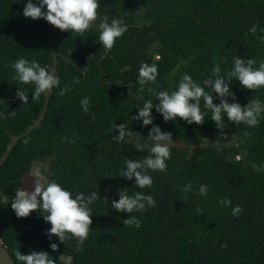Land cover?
Here are the masks:
<instances>
[{"label":"trees","instance_id":"1","mask_svg":"<svg viewBox=\"0 0 264 264\" xmlns=\"http://www.w3.org/2000/svg\"><path fill=\"white\" fill-rule=\"evenodd\" d=\"M101 2L100 10L128 26L107 54L97 39L99 18L81 36L43 18H25L17 0H0V111L16 112L15 117L0 119V159L12 137L37 120L46 99L42 95L32 101L28 93L29 104L23 105L16 96L18 86L29 92L33 86L13 80L10 62L23 55L52 66L54 52L62 53L57 65L61 84L53 90L41 126L20 139L0 167V241L14 261L13 249L20 247L25 254L47 250L57 264H264V171L251 167L252 162L264 163V120L253 128L229 122L222 136L210 119L203 124H187L181 118L165 122L153 110V122L183 146H170L167 170L151 172L150 188L139 189L133 181L117 177L125 159H143L151 147L146 137L151 125L141 127L131 118L136 96L142 101L153 98L151 89L174 87L183 72L203 82L214 60L227 68L236 55L264 59V0ZM253 24L256 33L249 31ZM141 62L159 66L157 81L143 93L136 81ZM74 76L80 77L75 86ZM232 82L242 105L252 96L264 99V89L253 92L241 88L238 80ZM84 96L91 97L88 113L80 107ZM114 122L126 123L133 136L114 141ZM133 143L143 144L145 150L135 149ZM44 160L49 161L43 172L49 179L100 195L82 250H77L75 238L63 244L53 236L58 243L53 251V241L45 235L50 224L40 210L17 217L11 208L15 189L24 186L34 162ZM188 182L193 190L185 194L182 188ZM201 184L210 186L206 197L198 194ZM118 187L150 193L156 204L131 214L111 209L112 200L119 198ZM225 197L230 205L218 203ZM236 205L242 211L233 215ZM128 215L138 216L141 227L125 225Z\"/></svg>","mask_w":264,"mask_h":264},{"label":"clouds","instance_id":"2","mask_svg":"<svg viewBox=\"0 0 264 264\" xmlns=\"http://www.w3.org/2000/svg\"><path fill=\"white\" fill-rule=\"evenodd\" d=\"M17 2L23 5L22 14L25 18L32 20L43 18L61 31L67 30L81 36L92 28L99 18L96 24L97 39L106 54L110 53L117 39L122 37L128 28L122 18L110 17L100 10L101 0H17ZM257 27L253 24L249 31L256 33ZM261 32L264 33V29ZM260 38L264 40V34ZM10 67L14 70L13 80L20 84L33 86L31 92L26 88L19 86L17 88L16 96L24 106L29 104L28 93H31L32 101L39 100L42 95L47 96L61 84V78L51 64L42 65L36 58L21 55L10 62ZM158 67L155 63L141 62L136 77L141 93L147 86L157 81ZM233 80H238L241 88L253 90V92L264 89V59L258 61L252 56L245 59L236 55L231 66L227 68H222L221 62L214 60L211 71L203 82L194 79L191 73L183 72L174 87L165 88L158 85L157 88L151 89L153 98L142 101L141 96H136V113L131 118L140 121L141 127L151 125L146 136L151 141V147L143 159H125V166L120 169L117 177L131 180L137 188L144 189L153 185L152 171L163 173L167 170V162L171 158L169 142L173 140L172 133L162 131L161 127L153 122V110L159 113L165 122L181 118L187 124H203L210 119L220 130L222 136L226 135L223 129L228 126L229 122H234L236 125L243 124L248 128L259 126L264 120V99H261L259 95L252 96L246 104L242 105L236 93L231 90ZM79 82V76L72 78L73 86ZM67 89L66 84L60 88V94L63 95ZM154 101L157 102L154 103ZM90 104V96L80 99V107L84 113L89 112ZM15 115V111L10 113L0 111V119L15 117ZM113 129L117 130V134L113 135L112 139L118 143L126 142V137L133 136V130L129 129L126 123L114 122L110 131ZM135 133L138 137H144L136 131ZM133 145L137 150H145L143 144L133 143ZM251 167L257 172L264 171V163L257 165L252 162ZM28 175L35 178L33 185L16 188L15 195L11 198V208L15 215L27 217L33 211L40 210L43 219L50 224L45 232L49 241H53V236H55L59 242L64 244L66 240L75 238L77 250H82V245L87 240L91 229L94 202L100 197L97 190L74 191L57 179H49L39 167L31 169ZM192 190L191 182L186 183L182 188L185 194ZM209 191V185H199L198 194L200 196L206 197ZM116 194L119 198L112 200L111 209L119 212L128 214L145 212L156 204L153 195L144 191L130 193L127 187H118ZM106 203H108L107 198ZM218 203L230 205L231 200L225 197ZM241 211L240 205L232 208L233 215ZM123 223L137 229L141 227V221L136 215H128ZM49 247L55 251L58 243L53 241ZM13 252L15 261L3 247H0V253H6L12 264L16 262L57 264L53 255L44 249H33L25 254L20 251V247H17L13 249Z\"/></svg>","mask_w":264,"mask_h":264},{"label":"water","instance_id":"3","mask_svg":"<svg viewBox=\"0 0 264 264\" xmlns=\"http://www.w3.org/2000/svg\"><path fill=\"white\" fill-rule=\"evenodd\" d=\"M60 55H62V53H60V52H54V55H53L54 62H53L52 67L56 70V73H57L58 58H59ZM83 71L86 72V69L83 70ZM102 76H103V72H101L100 78H102ZM52 93L53 92H50L46 96V99H45L44 105H43V109H42L40 115L38 116L37 120L30 127H28L25 131H23L22 133L12 137L11 142L9 143L5 153L2 155V157L0 159V167L7 160V158L11 154V151L13 150V148L15 147V145L18 143L19 140L22 139L24 136L30 134L33 130L38 129L41 126V124H42V122H43V120L45 118V115L47 113ZM0 247H3L8 252V254L11 255L10 252L8 251V249L2 244L1 241H0ZM0 264H12V262L8 259L6 253H0Z\"/></svg>","mask_w":264,"mask_h":264},{"label":"rangeland","instance_id":"4","mask_svg":"<svg viewBox=\"0 0 264 264\" xmlns=\"http://www.w3.org/2000/svg\"><path fill=\"white\" fill-rule=\"evenodd\" d=\"M95 24H96V22H95ZM173 145L183 146L181 143H178V142L172 140V141L169 142V146H173ZM36 167H39L42 172H46L48 170V168H49V161L48 160H44V161L34 162L33 168H36ZM34 179L35 178L32 177L31 175L26 174L25 178H24V186L31 187L33 185Z\"/></svg>","mask_w":264,"mask_h":264}]
</instances>
